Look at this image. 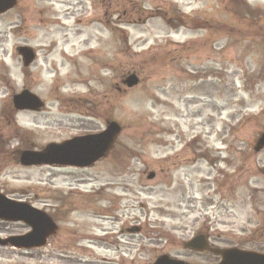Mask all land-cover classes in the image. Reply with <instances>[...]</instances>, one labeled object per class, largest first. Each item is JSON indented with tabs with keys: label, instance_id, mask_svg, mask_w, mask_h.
<instances>
[{
	"label": "rangeland",
	"instance_id": "374dc122",
	"mask_svg": "<svg viewBox=\"0 0 264 264\" xmlns=\"http://www.w3.org/2000/svg\"><path fill=\"white\" fill-rule=\"evenodd\" d=\"M16 1L0 14V193L46 211L59 233L39 250L0 246V264L213 261L183 248L197 232L263 252L264 149L253 147L264 130V0ZM20 46L37 55L26 69ZM127 72L140 82L125 91ZM23 89L40 112L14 110ZM110 121L121 131L89 167L18 161ZM29 230L0 222V239Z\"/></svg>",
	"mask_w": 264,
	"mask_h": 264
},
{
	"label": "water",
	"instance_id": "95a60500",
	"mask_svg": "<svg viewBox=\"0 0 264 264\" xmlns=\"http://www.w3.org/2000/svg\"><path fill=\"white\" fill-rule=\"evenodd\" d=\"M15 0H0V14L13 8ZM19 53L23 57L24 66H28L34 56L30 49L20 48ZM132 76L125 82L129 87L136 84ZM13 105L16 110L37 111L42 107V102L28 91H23L13 97ZM120 131L116 123H110L107 129L96 135L77 137L61 144H50L41 152L24 151L20 155V163L24 166L34 165H61L86 167L100 159L110 148L114 137ZM264 148V132L257 140L255 151ZM151 173L148 178H152ZM0 219L4 221H22L31 231L24 236L11 237L0 240V245L10 244L18 248L40 247L45 244L46 238L55 233L56 226L43 212L29 205L8 199L0 194ZM201 243V244H200ZM195 250L205 249L201 239L193 240L186 244ZM222 261L219 264H264V255L243 252L237 250H225L220 252ZM154 264H184L181 261L161 256Z\"/></svg>",
	"mask_w": 264,
	"mask_h": 264
},
{
	"label": "flooded vegetation",
	"instance_id": "af4514ba",
	"mask_svg": "<svg viewBox=\"0 0 264 264\" xmlns=\"http://www.w3.org/2000/svg\"><path fill=\"white\" fill-rule=\"evenodd\" d=\"M117 90L119 91V88H117ZM58 233V232H57ZM208 252V251H207ZM62 254H64V253H62ZM64 258V257H63ZM65 258H67V259H69V257H65ZM218 258V257H217ZM218 260H219V258H218ZM215 262V261H214Z\"/></svg>",
	"mask_w": 264,
	"mask_h": 264
},
{
	"label": "bare ground",
	"instance_id": "6f19581e",
	"mask_svg": "<svg viewBox=\"0 0 264 264\" xmlns=\"http://www.w3.org/2000/svg\"><path fill=\"white\" fill-rule=\"evenodd\" d=\"M102 259H104V258H102Z\"/></svg>",
	"mask_w": 264,
	"mask_h": 264
}]
</instances>
